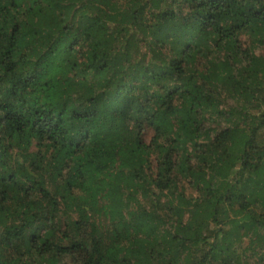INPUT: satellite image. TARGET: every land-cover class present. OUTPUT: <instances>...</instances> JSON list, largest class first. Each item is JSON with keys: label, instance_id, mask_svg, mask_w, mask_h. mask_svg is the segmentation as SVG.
I'll return each mask as SVG.
<instances>
[{"label": "trees", "instance_id": "trees-1", "mask_svg": "<svg viewBox=\"0 0 264 264\" xmlns=\"http://www.w3.org/2000/svg\"><path fill=\"white\" fill-rule=\"evenodd\" d=\"M0 264H264V0H0Z\"/></svg>", "mask_w": 264, "mask_h": 264}, {"label": "rangeland", "instance_id": "rangeland-1", "mask_svg": "<svg viewBox=\"0 0 264 264\" xmlns=\"http://www.w3.org/2000/svg\"><path fill=\"white\" fill-rule=\"evenodd\" d=\"M244 40V39H243Z\"/></svg>", "mask_w": 264, "mask_h": 264}]
</instances>
